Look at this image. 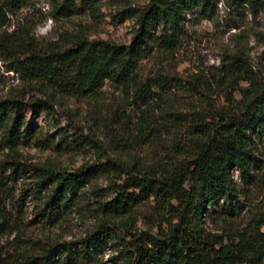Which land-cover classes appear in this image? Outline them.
<instances>
[{
    "label": "rangeland",
    "instance_id": "rangeland-1",
    "mask_svg": "<svg viewBox=\"0 0 264 264\" xmlns=\"http://www.w3.org/2000/svg\"><path fill=\"white\" fill-rule=\"evenodd\" d=\"M149 1L96 0L91 9L57 16L51 0H37L10 14L0 32L28 27L43 43L56 42L61 47L71 45L76 36L129 44L137 28L136 14ZM181 24L173 50L153 46L138 62L140 82L150 83L156 92L148 106L135 102L133 92L129 94L109 81L93 96L68 95L28 78L22 70H11L9 60L0 54V102L21 103V112L12 113L11 121L0 128V169L9 186L5 201L13 213L20 210L23 216L24 230L18 240L21 250L34 244L38 247L43 241L75 243L81 248L95 228L97 201L115 196L114 179L101 174L77 196L74 205L67 207L63 219L43 224L32 194L36 178L31 165L74 172L111 158L142 172L151 166H170L184 156L199 117L228 106L225 99L229 91L213 83L223 61L239 52L264 79V0H219L213 12L188 11ZM207 81L212 84L210 90L204 89ZM233 95L239 98L237 91ZM42 101L51 106L49 110ZM142 126L146 131L140 130ZM259 150L261 161L250 177L241 179L234 170L236 191L227 199L208 204L204 211L196 204L194 223L200 221L206 230L217 234L247 227L264 232V224L259 222L264 218L263 144ZM2 160L19 162V169L12 172ZM133 215L135 235L159 237L166 226L153 202L139 204ZM224 216L227 219L220 220ZM108 231L113 234L112 229ZM120 249L114 241H104L90 251L94 264H127Z\"/></svg>",
    "mask_w": 264,
    "mask_h": 264
},
{
    "label": "trees",
    "instance_id": "trees-1",
    "mask_svg": "<svg viewBox=\"0 0 264 264\" xmlns=\"http://www.w3.org/2000/svg\"><path fill=\"white\" fill-rule=\"evenodd\" d=\"M36 1L0 0V28L7 25L10 14ZM95 1L51 0V5L54 15L68 16L93 8ZM218 1L150 0L136 14L137 28L129 44L76 36L71 45L61 47L56 42L43 43L28 27L3 30L0 54L9 60L11 70H22L28 78L68 95L93 96L109 81L129 94L133 92L135 102L148 106L156 92L150 83L140 82L139 60L147 57L153 46L173 50L186 13L194 8L213 12ZM160 25L165 27L156 31ZM213 83L229 91L225 99L228 106L199 117L184 156L170 166H151L142 172L111 158L83 165L74 172L31 165L36 178L32 194L46 225L63 219L67 207L75 204L93 179L101 174L114 179L115 196L97 201L95 228L81 248L75 243L43 241L38 247L34 244L21 250L18 240L24 230L23 216L20 210L13 213L7 207L9 186L0 169V264H94L90 249L104 241L118 244L127 264H264V232L259 228L217 234L206 230L202 222H193L196 204L204 211L208 204L227 199L236 191L234 170L241 179L250 177L261 161L259 147L264 145V79L236 52L221 63ZM204 84V89L210 90V81ZM235 91L239 98L234 97ZM41 103L45 110L50 109L47 102ZM20 104L16 100L0 102V128L11 121L12 113L21 112ZM1 162L12 172L19 169V162ZM145 202L156 204L166 225L159 237L135 235L133 231V213ZM259 222L263 225L264 218Z\"/></svg>",
    "mask_w": 264,
    "mask_h": 264
}]
</instances>
